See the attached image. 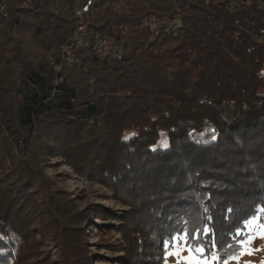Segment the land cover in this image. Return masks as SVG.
Wrapping results in <instances>:
<instances>
[{
    "label": "trees",
    "instance_id": "trees-1",
    "mask_svg": "<svg viewBox=\"0 0 264 264\" xmlns=\"http://www.w3.org/2000/svg\"><path fill=\"white\" fill-rule=\"evenodd\" d=\"M0 1V264H91L89 213L43 188L41 153L127 207L92 209L117 220L120 264H165L185 229L227 264L264 231V0H94L58 70L84 0ZM103 35L115 54L94 51Z\"/></svg>",
    "mask_w": 264,
    "mask_h": 264
},
{
    "label": "rangeland",
    "instance_id": "rangeland-1",
    "mask_svg": "<svg viewBox=\"0 0 264 264\" xmlns=\"http://www.w3.org/2000/svg\"><path fill=\"white\" fill-rule=\"evenodd\" d=\"M19 2L21 6H28L30 0H19ZM35 162L34 171L37 169L35 172L40 174L43 188L52 192L51 196L53 195L56 199L61 198L62 204L69 203L70 206L74 205L76 209L89 213L88 216H85L87 218L83 222L75 224L82 225L86 231L84 246L87 253L93 256L91 264H120L121 252H113L106 246V244L116 243L121 238L120 233L116 230L117 220L104 219L95 214L92 209L97 207L119 213L127 210V207L116 202L108 189L91 180L83 179L81 174L69 165L63 156L41 153L37 156ZM36 190L38 189L36 188ZM41 194L42 192L38 197ZM36 197H33V199ZM36 221L38 222V220ZM42 235L45 234H41L39 231L37 237H42ZM46 236L45 239L43 237V251L55 253L57 244H52L49 233ZM243 246L244 249L240 255L232 261H237L240 264L264 262V231L250 236L244 241ZM168 251L176 254L168 255L165 264L176 262L179 264H216L215 255L203 257L193 252L190 256L188 250L180 251L173 245ZM232 261L227 264H231Z\"/></svg>",
    "mask_w": 264,
    "mask_h": 264
},
{
    "label": "built area",
    "instance_id": "built-area-1",
    "mask_svg": "<svg viewBox=\"0 0 264 264\" xmlns=\"http://www.w3.org/2000/svg\"><path fill=\"white\" fill-rule=\"evenodd\" d=\"M94 0H84L80 5L74 7V14L78 21L69 43H62L59 46L61 61L52 62L55 70H58L62 64L70 65L78 60V49H82L87 46L86 40L87 29L85 23L82 21L84 14H86ZM53 12H57L55 7L50 8ZM0 13L5 15V5L0 1ZM93 49L100 56L105 57L116 53L117 45L113 38L109 35H103L97 37L93 41Z\"/></svg>",
    "mask_w": 264,
    "mask_h": 264
},
{
    "label": "snow or ice",
    "instance_id": "snow-or-ice-1",
    "mask_svg": "<svg viewBox=\"0 0 264 264\" xmlns=\"http://www.w3.org/2000/svg\"><path fill=\"white\" fill-rule=\"evenodd\" d=\"M260 210L264 211V209H260ZM249 223H250V220L244 221L245 225H248ZM239 231L240 230L238 229V233ZM207 232L208 230L205 231V234H207ZM193 240H199V236L189 232V230L187 229H185L183 232H177L169 236L168 238L164 239L163 245L165 249V262L167 261L168 255L176 254V253H170L168 251L170 243L180 251L185 250V249L188 250L190 256L192 255L194 251L197 253L203 254L205 252L204 246L200 245L199 247H196L192 243Z\"/></svg>",
    "mask_w": 264,
    "mask_h": 264
}]
</instances>
